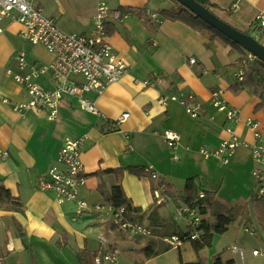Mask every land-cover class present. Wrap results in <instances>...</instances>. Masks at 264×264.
I'll list each match as a JSON object with an SVG mask.
<instances>
[{
  "label": "crops",
  "instance_id": "0c3cea01",
  "mask_svg": "<svg viewBox=\"0 0 264 264\" xmlns=\"http://www.w3.org/2000/svg\"><path fill=\"white\" fill-rule=\"evenodd\" d=\"M196 1L209 2L220 19L236 30L257 35L259 43L264 45V29L256 23L257 17L264 15V0ZM37 3L62 30L76 35L89 34L100 3L118 11L126 7L145 8L155 15L174 5L169 3V7L159 0H37ZM159 20L156 32L128 14L110 20L109 28L115 32L108 41L130 71L109 85L98 98L89 96L105 119L83 111L75 99L65 98L55 121L48 119L47 112L31 110L22 114L3 102L5 99L15 103L28 101L24 87L9 72L25 75L30 67L50 63L53 56L44 47L24 41L20 36L23 27L18 22L6 19L2 23L0 148L7 157L0 162V185L22 202L24 212L0 210V264H26V255L38 240L49 242L58 238L66 248H78L75 250L78 264V254L82 252L93 259L108 249L122 248L126 253H133L136 246L143 248L142 244L132 241L133 245L126 244L129 240L116 234L108 213L83 214L75 202L61 203L54 194L37 189V179L55 163L65 138L86 137L82 162L88 179L80 190V199L90 207L104 204L98 192L101 184L108 188L116 185L114 174L97 173L129 166L150 169L160 180L169 183L175 193L184 190L189 177H195L197 183L199 178L216 176L219 168L227 167L247 181V184L243 182V189L252 193L254 164L250 147L239 148L227 166L205 160L199 153L204 144L217 148L225 137V115L211 105L214 89L223 90L229 105L239 111L241 121L233 126L239 138L253 144L249 119L258 121L264 134V108H257L258 98L248 90L239 94L230 90L236 80L231 64L238 54L221 43H210L182 23ZM21 52L26 54V69H20L17 61ZM190 59H195L196 65H191ZM155 77L163 81L145 86L146 81ZM39 84L43 88L55 87L50 74L42 76ZM182 93L193 95L202 104L201 117L192 118L178 103L164 105L161 101L162 96ZM124 114L129 117L121 121ZM169 130L181 135L179 161L172 160V151L164 140V133ZM150 182L128 172L122 180L126 196L142 212H149L154 205ZM166 210L167 205L158 211L163 219L169 217ZM94 233L98 235L95 237ZM72 237L78 238L82 245L74 247Z\"/></svg>",
  "mask_w": 264,
  "mask_h": 264
},
{
  "label": "built area",
  "instance_id": "2783aa9c",
  "mask_svg": "<svg viewBox=\"0 0 264 264\" xmlns=\"http://www.w3.org/2000/svg\"><path fill=\"white\" fill-rule=\"evenodd\" d=\"M121 17L120 11L111 10L105 3H100L89 34L76 35L62 30L55 19L44 13L37 0H0V35L3 33L2 23L4 20L16 21L23 27L20 36L24 41L33 46L44 47L53 56L50 63L39 67H30L29 72L25 75L9 72L13 80L24 87L28 101L15 103L5 99L3 102L11 105L16 112L22 114L31 110L47 112L48 119L55 121L63 99L72 98L78 102L83 111L105 119L97 109L95 101L91 100L89 96L93 95L98 98L109 85L120 81L130 71V67L116 54L106 35V23ZM150 17L157 23L161 22L153 13L150 14ZM256 23L261 29H264V15H259ZM17 61L20 69L28 67L24 52L17 55ZM189 62L191 65H196L195 59H190ZM45 74L51 75L55 84L54 88H43L39 84V79ZM235 79L242 81V72L236 73ZM162 81L163 79L155 77L144 84L151 86L152 83L160 84ZM161 101L164 105L170 102L178 103L185 108L192 118L201 117L202 104L193 95L182 93L178 96H162ZM211 105L225 115L223 127L225 137L217 148H211L204 144L199 150L200 155L205 160H215L220 165L227 166L239 148L250 147L254 164L251 175L255 182L252 199L264 200V134L260 129V123L252 119L247 121L254 135V142L249 145L234 132L233 126L241 121L240 113L229 105L223 90L214 89L211 91ZM128 117V114H124L121 121ZM164 140L172 151V160L179 161L178 149L181 135L169 130L164 133ZM85 141L86 137L80 139L65 138L55 163L45 175L37 179L36 187L39 191L54 194L61 203L75 202L82 213L105 211L110 216L113 215L115 219H120L123 213L122 209L116 211L111 206L102 208L101 205L90 207L87 202L80 199V190L86 186L88 179L82 162ZM6 157V153L0 148V162ZM152 176L154 179L159 178L155 173ZM199 195L203 197L202 193ZM154 197L157 204L163 203L161 191L155 192ZM176 211L179 217L186 218L188 225L195 226L198 224L194 212H188V216H185V209H177ZM122 229L134 236L148 238L153 236L152 231L146 226L124 222ZM244 231L252 236H258V231L255 229L250 230L245 227ZM196 237L192 236V240ZM162 242L173 249L183 246V243L176 236L162 238ZM230 250L244 262L245 251L242 247L232 245ZM252 256L264 259V250L255 249L252 251ZM94 264H120V254L116 249L107 250L95 257Z\"/></svg>",
  "mask_w": 264,
  "mask_h": 264
},
{
  "label": "trees",
  "instance_id": "16d2710c",
  "mask_svg": "<svg viewBox=\"0 0 264 264\" xmlns=\"http://www.w3.org/2000/svg\"><path fill=\"white\" fill-rule=\"evenodd\" d=\"M173 4L172 7L161 10L159 14H157L158 17L162 21L182 23L206 37L210 43H221L225 47H230L234 54H238V58L231 64V68L235 70L234 77L239 71L243 74V80L239 81L236 79L234 84L230 86V90L233 94H239L244 90H248L258 98L259 105L257 108H264V63L252 57L251 54L240 45L231 41L186 7L175 0H173ZM200 4L216 15L213 10L214 7L209 2ZM119 11L122 17L128 14L141 20L144 26L152 32H156L159 29V24L151 19V13L145 8L126 7L120 8ZM109 26L110 24L107 22L106 35L108 38L115 32V30L109 28ZM246 34L251 35L249 32H246ZM106 131H111V129H106ZM126 172L139 178L151 180L150 189L154 198V205H152L149 212H142L141 209L134 207L131 200L126 196L122 186V180ZM153 173L154 172L150 169L141 166L121 167L97 173L98 175H115L116 185L112 188H108L106 185L101 184L98 188V192L104 199V204L101 205L102 208L111 206L116 211L119 209L123 210L120 219H115L113 215L109 218L111 227L116 231L119 237L128 239L130 237L129 235H131L127 230L122 229V224L124 222L138 226H146L145 223H148L149 226L147 225L146 227L152 231V234L154 233L157 236L156 239L159 241H162V238L165 237L176 236L183 245L190 243L192 248L199 253L205 248H212L215 237L227 233L231 226L237 225L248 228V226L257 225L259 230L264 231V200L257 201L251 199L250 203L228 206L216 198L218 191L206 190L195 182V177L187 179L185 188L181 193H175L169 183L160 180V177L154 179L152 176ZM157 191H161L164 199L162 204H157L154 197V193ZM200 193L203 194V197H200ZM168 202L172 203L176 210L185 209V216H188V212H194L196 219H198V224L190 226L186 218H183L187 224L186 230H182L177 226V223H172L168 219L161 218L158 211L165 207ZM0 210L19 214L24 212V205L22 202L13 197L2 184L0 185ZM83 214L100 216V213L85 212ZM169 224L171 225L170 228L168 227ZM131 236H133L131 237L133 242L143 245L141 250L149 259L158 256L161 252L173 249L165 244L164 247L158 249L155 245V241L142 243L141 241L144 237ZM192 236L197 237L192 240ZM95 257L92 259L90 255L83 252L78 254L80 264H94ZM181 264H208V262L205 258H198V260L194 262H181ZM212 264H235V260L233 258L224 259L221 254H215Z\"/></svg>",
  "mask_w": 264,
  "mask_h": 264
},
{
  "label": "rangeland",
  "instance_id": "374dc122",
  "mask_svg": "<svg viewBox=\"0 0 264 264\" xmlns=\"http://www.w3.org/2000/svg\"><path fill=\"white\" fill-rule=\"evenodd\" d=\"M173 0H164L163 4L172 3ZM171 4L168 6L170 7ZM259 42L257 35H252ZM218 174L213 177L199 178L197 184L205 188L206 190L218 191L217 199L222 203L233 206L236 204L249 203L252 199V193L249 194L243 189V182L247 184L241 175L231 172L230 168L221 167L218 169ZM252 176V175H251ZM192 178V177H189ZM252 178V177H251ZM211 180V181H210ZM253 181V180H251ZM204 184V185H203ZM255 182L253 183V185ZM253 188V187H252ZM253 191V190H252ZM64 203V202H63ZM166 214L169 216L168 220L172 223H177L180 229L186 230L187 222L177 215L175 206L172 203H167ZM106 214V212L104 211ZM147 226L148 223H145ZM149 226V225H148ZM169 228L171 225L169 224ZM243 226H231L229 231L223 235L216 236L214 239L212 248H205L197 253L191 246L190 243L184 244L181 249H170L166 252H161L158 256L147 258L144 252L139 246H136V251L133 253H126L122 248L116 249L120 254V264H181V262H194L198 258H205L208 264H212L213 256L215 254H221L224 259L235 258L237 264H264V259L252 257V251L255 249L264 250V231L259 230L257 225L248 226L250 230L255 229L259 232L258 236H252L249 233H245ZM170 230V229H169ZM95 237L98 235L94 233ZM128 242H133V236L129 235ZM156 235L153 233L152 237L142 239V243L149 241H155V245L158 249L164 247V243L156 239ZM71 244L74 247L82 245L80 240L76 237H72ZM127 239V238H126ZM140 244V243H139ZM242 247L245 251L244 262L241 261L240 257L233 254L229 248L233 245ZM75 250L78 248L69 249L63 244L58 242V238L52 241H41L38 240L32 243V247L29 249L27 257L25 258L26 264H78L75 259Z\"/></svg>",
  "mask_w": 264,
  "mask_h": 264
},
{
  "label": "water",
  "instance_id": "95a60500",
  "mask_svg": "<svg viewBox=\"0 0 264 264\" xmlns=\"http://www.w3.org/2000/svg\"><path fill=\"white\" fill-rule=\"evenodd\" d=\"M182 6L189 9L197 17L202 19L207 24L211 25L216 30L229 38L234 43L240 45L244 50L249 52L252 57L264 63V45L260 44L253 36L234 29L228 23L211 13L203 5L196 0H175Z\"/></svg>",
  "mask_w": 264,
  "mask_h": 264
}]
</instances>
